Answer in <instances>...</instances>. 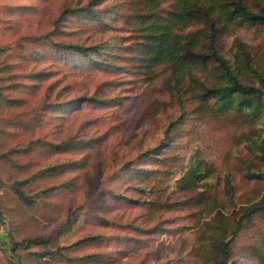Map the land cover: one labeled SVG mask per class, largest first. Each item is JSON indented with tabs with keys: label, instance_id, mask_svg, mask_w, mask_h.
Instances as JSON below:
<instances>
[{
	"label": "rangeland",
	"instance_id": "obj_1",
	"mask_svg": "<svg viewBox=\"0 0 264 264\" xmlns=\"http://www.w3.org/2000/svg\"><path fill=\"white\" fill-rule=\"evenodd\" d=\"M131 1L0 0V264H258L264 254V24L215 38L223 67L196 71L207 86L231 75L261 92L259 109L238 106L243 94L228 107L212 98L237 125L223 130L164 92L162 68L148 84L126 60ZM243 2L264 13V0ZM82 97L95 101L66 111Z\"/></svg>",
	"mask_w": 264,
	"mask_h": 264
},
{
	"label": "trees",
	"instance_id": "obj_2",
	"mask_svg": "<svg viewBox=\"0 0 264 264\" xmlns=\"http://www.w3.org/2000/svg\"><path fill=\"white\" fill-rule=\"evenodd\" d=\"M131 3L136 9L128 15L133 21L135 32L130 41L120 47H127L130 55L126 60L141 70L148 84L155 80V69L162 68L159 83L164 92L171 95L185 94L190 102L196 103L195 111L201 116V121H211L223 130L229 126L235 129L237 125L233 120L214 112L212 98L220 101L221 106L228 107L234 104L236 95L243 94L245 96L238 101V106L251 104L255 100V107L259 109V90L245 87L233 80L231 75H228L230 86H207L199 80L196 71L223 67L214 39L240 23L264 24V13L250 12L243 0H132ZM193 4L201 9L198 16L189 11ZM191 23L200 26L188 28L187 25ZM72 49L86 54L84 48L77 46ZM75 63L85 67L94 65L98 70L109 71L113 68L112 65H100L90 59H80ZM84 99L95 101L90 97H82L69 104L66 111L77 109ZM153 102L155 104L157 100ZM188 178L199 181L192 170H189ZM249 251L255 256L259 251L258 246L249 247ZM261 256V259L255 256L258 264H264V254Z\"/></svg>",
	"mask_w": 264,
	"mask_h": 264
}]
</instances>
